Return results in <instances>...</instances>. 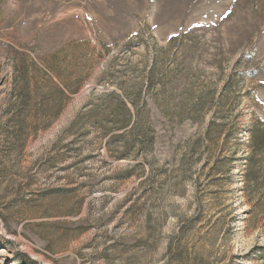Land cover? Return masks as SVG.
I'll return each mask as SVG.
<instances>
[{
	"label": "rangeland",
	"instance_id": "obj_1",
	"mask_svg": "<svg viewBox=\"0 0 264 264\" xmlns=\"http://www.w3.org/2000/svg\"><path fill=\"white\" fill-rule=\"evenodd\" d=\"M258 121L264 0H0V264H264Z\"/></svg>",
	"mask_w": 264,
	"mask_h": 264
},
{
	"label": "trees",
	"instance_id": "obj_2",
	"mask_svg": "<svg viewBox=\"0 0 264 264\" xmlns=\"http://www.w3.org/2000/svg\"><path fill=\"white\" fill-rule=\"evenodd\" d=\"M248 132L250 135L249 148L253 153L248 159L251 160L257 151H264V121L256 122L251 126ZM122 158H125V156Z\"/></svg>",
	"mask_w": 264,
	"mask_h": 264
}]
</instances>
